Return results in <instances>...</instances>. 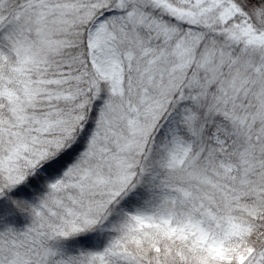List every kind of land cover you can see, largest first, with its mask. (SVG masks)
Returning <instances> with one entry per match:
<instances>
[{
	"label": "snow or ice",
	"instance_id": "snow-or-ice-1",
	"mask_svg": "<svg viewBox=\"0 0 264 264\" xmlns=\"http://www.w3.org/2000/svg\"><path fill=\"white\" fill-rule=\"evenodd\" d=\"M0 264H264V0H0Z\"/></svg>",
	"mask_w": 264,
	"mask_h": 264
}]
</instances>
